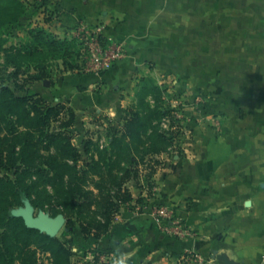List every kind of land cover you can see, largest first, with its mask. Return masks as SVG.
<instances>
[{
  "label": "crops",
  "instance_id": "crops-1",
  "mask_svg": "<svg viewBox=\"0 0 264 264\" xmlns=\"http://www.w3.org/2000/svg\"><path fill=\"white\" fill-rule=\"evenodd\" d=\"M24 1L21 25L60 38L79 25L99 26L106 44L126 47L109 70L63 69L49 85L27 87L74 109L81 150L93 117L128 115L143 78L191 102L184 124L191 135L178 142L173 161L166 158L149 204L174 209L193 236L162 230L150 207L136 208L143 193L132 187L134 199L112 230L79 239L73 263L100 264L92 260L99 250L107 264H178L189 253L212 258L215 251L238 264H264V0Z\"/></svg>",
  "mask_w": 264,
  "mask_h": 264
},
{
  "label": "trees",
  "instance_id": "trees-1",
  "mask_svg": "<svg viewBox=\"0 0 264 264\" xmlns=\"http://www.w3.org/2000/svg\"><path fill=\"white\" fill-rule=\"evenodd\" d=\"M27 10L24 0H0V72L12 68L10 77L22 92L17 94L0 80V264H74L76 253L69 242L29 228L12 211L27 200L41 210L46 201L55 202L61 210H55L52 217H65L67 234L79 227L85 240L100 239L112 230L122 207L133 201L125 185L131 180L138 182V166L146 156L169 152L175 146V136L162 130L169 115L166 88L147 77L139 84L136 104L110 129L107 147L89 141L83 150L77 147L73 141L74 109L30 94L16 79L27 75L28 86L50 80L51 61L77 71L80 49L68 36L60 38L40 26L29 31L25 46L6 48L3 36L21 25ZM154 173L146 178L151 179ZM92 183L98 190L95 195L83 190ZM45 185L52 187L51 192ZM80 198L85 202H78ZM92 204V222L80 223L74 218ZM38 253L46 255L47 262L40 261Z\"/></svg>",
  "mask_w": 264,
  "mask_h": 264
},
{
  "label": "rangeland",
  "instance_id": "rangeland-1",
  "mask_svg": "<svg viewBox=\"0 0 264 264\" xmlns=\"http://www.w3.org/2000/svg\"><path fill=\"white\" fill-rule=\"evenodd\" d=\"M36 28V27H35ZM32 28L30 26H28V24L25 25H20L17 26L16 29L14 28V30H10L8 32L7 35H4L3 38L6 40V44L5 47H11V46H25L26 43L28 42V40L30 39L29 36V31ZM71 36V35H70ZM3 56V54H2ZM0 62L2 63V61L0 60ZM87 59L84 58L83 60H79V62L77 63L79 65L78 70L77 71H81L84 73H89L91 72V70L87 69ZM50 65V68L53 72L56 71H60L64 69L63 63L60 61H51L50 63H48ZM89 70V71H88ZM12 68L10 70H8L5 73H1L0 72V80L4 79V81L6 82L7 85H9L10 87H12V89L16 90L17 94H22V92L18 89L15 88V84H14V78L10 77V72H12ZM17 83L20 86H24L25 89H27L28 85L26 84L27 81V75L24 74H20V76L16 79ZM27 86V87H26ZM165 95V99H166V107L167 110L169 111V115L165 116V119L162 123V130L168 132L169 136H175V142H174V147H172L170 149L169 152H167L166 154H163L161 156H156V157H150V156H146V159L144 161V163H141L138 166V170H139V180L138 182L131 180L130 182H127L125 185V188H127L130 192H131V188L132 187H137L143 194V196L141 197L140 200H142L141 202H137L136 204V208L140 207V211H142V206L145 205V203L148 201V203H150L149 199L154 197V192H155V188H156V176L160 173V171H162V169L165 167L166 163L168 162V160L166 159L167 157H169L170 161H173L176 156H178L181 153L180 150V146L178 145V142L181 141L182 137L187 136L190 137V133H191V129L190 127H186L184 124H186L187 122H190L191 118H192V114L190 112V106H191V102L188 99H183L181 97H179V95H176V93L172 92L171 90H168V88L166 89V93ZM199 103V105L201 106V104L203 102H199V101H193L192 104H197ZM136 104L135 101H132L129 105L126 106V109L129 110L130 108H132L134 105ZM129 108V109H128ZM126 116V115H125ZM97 119V120H95ZM123 118L120 119H112L109 117H105L103 119L100 118H95L93 117V124L92 127H90L89 129V133L85 136L84 138V142L89 141L92 142L94 144H98L101 147H107L108 143H109V137H110V129H112V127H115L118 123L122 122ZM188 128V129H187ZM76 133H75V138H73V141L75 140V142L77 141L78 144V139L76 138ZM149 142L145 143V147H148ZM143 147V146H142ZM141 147V149H142ZM43 155H46L45 152H42ZM153 176L151 177V179H147V175H149L150 173L154 172ZM9 175H13V173H10ZM99 181V180H98ZM43 186V185H42ZM44 187H46L50 192L52 190V187L50 185H45ZM83 190L88 191V192H92L94 195L98 193L97 188L94 186V183L92 184H88L86 186L83 187ZM132 194V192H131ZM78 202H85L83 200V198H80V200ZM147 203V204H148ZM45 208L44 209H37L33 206L31 200H27L24 202L23 206L18 207L17 209H14L12 211L13 214H15L16 216H24V215H31L34 218L39 219L40 217L47 216L51 219H54L56 217H52V213L55 210H61V206H59L57 203L52 202L50 203L49 201H46L44 203ZM95 208V204H92V206L89 207V209L85 210L81 216L78 217H74L76 218L80 223L83 222H92L93 220V213H92V209ZM119 214V213H118ZM117 214V215H118ZM58 216H63V215H58ZM117 217V216H116ZM23 218V217H22ZM63 218L65 219V217L63 216ZM80 218V219H78ZM67 220L65 219V222ZM67 225V222H66ZM78 226V225H77ZM59 238H61L62 240H65L67 242L70 243V246H72L73 250H78V240L79 239H84L83 237V233L81 228L76 227V229L74 230V233H66V226L65 228L59 233L58 235ZM88 252V251H87ZM105 255L102 254V252H100L99 250H94L93 251V257L92 260L93 261H99L102 262L101 256ZM107 256V255H105ZM46 255H43L41 253H38V258L40 261H45L47 262L46 259ZM210 258V257H208ZM110 260H108L109 262ZM102 264V263H100ZM106 264V263H103ZM178 264H181V260L178 262Z\"/></svg>",
  "mask_w": 264,
  "mask_h": 264
},
{
  "label": "built area",
  "instance_id": "built-area-1",
  "mask_svg": "<svg viewBox=\"0 0 264 264\" xmlns=\"http://www.w3.org/2000/svg\"><path fill=\"white\" fill-rule=\"evenodd\" d=\"M69 36L80 49V59H87V69L96 72L109 70L115 62L121 60L126 53V47L120 43L108 45L101 39L102 28L79 25L75 27ZM88 70V71H89ZM148 203V202H147ZM143 205L142 210L150 207L151 215L162 230L174 232L177 236L188 239L193 232L184 227L181 220L177 218L175 210L162 206H151L149 203ZM102 264L108 263L109 258L101 256ZM181 264H218L212 258L205 257L199 253H189L181 258Z\"/></svg>",
  "mask_w": 264,
  "mask_h": 264
},
{
  "label": "water",
  "instance_id": "water-1",
  "mask_svg": "<svg viewBox=\"0 0 264 264\" xmlns=\"http://www.w3.org/2000/svg\"><path fill=\"white\" fill-rule=\"evenodd\" d=\"M49 80L45 81V85H49ZM16 216L15 214H13ZM18 217V216H17ZM24 222L31 229L39 230L40 232H45L48 235L55 237L58 236L59 233L65 228L66 222L63 216H57L54 219H51L47 216L40 217L39 219L32 217L31 215L22 216ZM212 259L215 261H219L222 264H238L235 261L231 260L227 254L219 253L215 251L212 255Z\"/></svg>",
  "mask_w": 264,
  "mask_h": 264
}]
</instances>
